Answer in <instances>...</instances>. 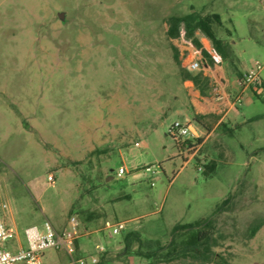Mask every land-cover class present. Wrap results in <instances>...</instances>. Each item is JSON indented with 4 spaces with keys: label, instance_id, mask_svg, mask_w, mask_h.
<instances>
[{
    "label": "rangeland",
    "instance_id": "rangeland-1",
    "mask_svg": "<svg viewBox=\"0 0 264 264\" xmlns=\"http://www.w3.org/2000/svg\"><path fill=\"white\" fill-rule=\"evenodd\" d=\"M193 11L220 16L212 27L229 56L213 44L189 72L196 47L183 24L174 38L169 28ZM256 62L263 0H0V202L22 244L27 228L62 230L76 216L74 259L87 264H264V69L258 95L244 93L186 166L169 134L187 116L198 124L197 89L218 97L204 63L236 74ZM197 221L208 233L198 251L165 260L175 226Z\"/></svg>",
    "mask_w": 264,
    "mask_h": 264
},
{
    "label": "built area",
    "instance_id": "built-area-1",
    "mask_svg": "<svg viewBox=\"0 0 264 264\" xmlns=\"http://www.w3.org/2000/svg\"><path fill=\"white\" fill-rule=\"evenodd\" d=\"M211 55L214 56L212 52ZM200 67L201 63L197 59H191L187 63L189 72H196ZM263 69L264 65L256 62L254 67L242 77L239 81L241 90L234 97V106L242 102L245 90H252L257 94L261 91ZM169 134L178 145L183 164L186 166L201 149L203 138L193 131L190 123L182 121L174 122L170 127ZM198 169L201 171L203 167L199 165ZM146 171H151V168L147 167ZM123 175L124 170L120 168L117 177L122 178ZM48 180L50 183L55 181L53 176H49ZM10 210L8 201L0 202V264H44V256L48 250L64 251L70 257V260L65 264H87L84 259H74L78 241L84 235L81 231V223L76 216H70L62 230H57L49 220L44 222L42 230L38 227L27 228L25 230L27 244L24 246L18 231L9 225ZM124 227L123 222L119 223L115 226V231L118 232ZM14 241V245H7Z\"/></svg>",
    "mask_w": 264,
    "mask_h": 264
},
{
    "label": "crops",
    "instance_id": "crops-1",
    "mask_svg": "<svg viewBox=\"0 0 264 264\" xmlns=\"http://www.w3.org/2000/svg\"><path fill=\"white\" fill-rule=\"evenodd\" d=\"M196 37L198 38L201 48L198 49L196 46L195 48H192L194 51L191 53L192 57L194 59H201L202 56L198 50H206L207 53H210L211 49L213 47V42L204 34H201L200 32H196ZM203 61V60H202ZM249 71V70H248ZM247 71V72H248ZM241 73L236 68V74H230L224 65L215 66L212 68L209 64H203V78H207L209 82L216 83L217 84V91H218V97H215L216 90H212V95L207 96L204 101H200L198 99L199 94H201V91L199 89L196 90L194 97L192 98L193 105L196 107V112L199 116H204L206 118V115L209 114L212 118H217L215 116H220L219 120L217 122L204 123L193 125L191 122V119L187 116L185 118V122L190 123L191 128L194 132L201 138H203V144L207 141V139L212 135L215 128L225 123V118H229L232 114L238 111L237 105L234 106V97L240 92L241 87L239 84V81L242 79V77L247 73ZM234 79H231L233 78ZM191 84V86H194L193 82H188ZM187 84V83H186ZM244 93H249L253 95H258L252 90H245ZM217 94V93H216ZM195 119V117H194ZM209 127V128H208ZM202 144V146H203ZM108 179H112L111 177H108ZM79 250V241L77 244V251ZM67 262L62 261L60 264H65Z\"/></svg>",
    "mask_w": 264,
    "mask_h": 264
},
{
    "label": "trees",
    "instance_id": "trees-1",
    "mask_svg": "<svg viewBox=\"0 0 264 264\" xmlns=\"http://www.w3.org/2000/svg\"><path fill=\"white\" fill-rule=\"evenodd\" d=\"M214 21L220 23V16L215 15H206L203 16L199 12L193 11L183 17H172L171 18V26L169 28V34L171 37H176L179 33V26L181 24L184 25L187 37L192 40L193 44L200 49L201 44L196 37V32L200 31L205 34L214 44V48L218 55L222 58L226 59L229 56V51L224 49L222 42L216 37L212 24ZM203 54H207L204 50H202ZM186 79L192 80L195 84L198 82V77L188 74ZM204 116H196L195 121L199 124H204L202 119ZM209 128V127H208ZM207 222V221H206ZM209 225V223H207ZM203 225L201 221H197L193 224L188 225H180L177 224L174 228V238L167 247L166 253L164 256L165 260H173L177 258L176 256L179 255H186L189 252H196L198 251V246L201 242L207 239L208 233L202 230L200 227ZM190 231H196L195 234H191L188 238L182 239L184 234H187ZM256 229L253 230V233ZM176 238L179 242L175 243ZM175 243V246L173 247ZM166 248L163 247L159 249L160 251L165 250ZM156 253H146V256H154ZM208 258V257H205Z\"/></svg>",
    "mask_w": 264,
    "mask_h": 264
}]
</instances>
